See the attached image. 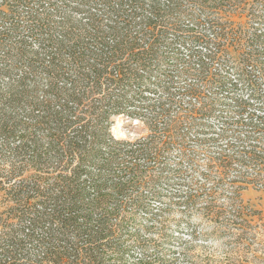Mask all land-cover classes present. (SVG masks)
<instances>
[{
    "label": "trees",
    "instance_id": "obj_1",
    "mask_svg": "<svg viewBox=\"0 0 264 264\" xmlns=\"http://www.w3.org/2000/svg\"><path fill=\"white\" fill-rule=\"evenodd\" d=\"M258 5L264 0H0V264L190 257L176 251L160 186L185 163L198 167L205 151L187 140L202 134L208 114L223 119L218 138L230 128L245 137L209 157L206 171L223 163V178L244 155L252 160L248 142L264 133V29L250 25L264 26ZM235 19L246 26L235 29ZM143 113L148 136H115L116 119ZM206 214L264 264L253 248L264 233L260 212Z\"/></svg>",
    "mask_w": 264,
    "mask_h": 264
},
{
    "label": "rangeland",
    "instance_id": "obj_2",
    "mask_svg": "<svg viewBox=\"0 0 264 264\" xmlns=\"http://www.w3.org/2000/svg\"><path fill=\"white\" fill-rule=\"evenodd\" d=\"M257 8H259L257 13L264 16V7L258 5ZM250 25L259 30L264 29L261 24L252 23ZM243 26H246L244 21L234 20L233 27L235 29H240ZM233 73L230 71V75ZM231 76H229L230 79ZM218 97L221 96L218 95ZM240 97L242 94L237 95L238 99ZM193 104H197V102L194 101ZM206 104H210V100ZM210 115L201 119L205 125L202 134H198L201 132L195 130L189 134V140H187L189 149H194L195 152L205 151L196 155L198 167L192 168L190 164L185 163L184 174L179 178L173 177L170 186L164 183L160 186L166 196L164 203L171 205V210L166 215L168 216L169 229L173 231V235L177 236L174 243L176 251L181 253L184 249L190 250L189 258H185L181 254L177 255L175 264H231L234 260L233 264H254L248 244L243 245L236 241L239 233L225 223L212 222L206 211L214 213L258 211L262 214L260 217L264 218V133L254 135L251 143L248 142L255 146V152L251 156L252 160L244 159L247 156L244 155L243 164H234L229 174L220 178L218 174L222 171L220 164L223 163L217 162L216 166L209 169L212 173L208 172L206 167L210 164L209 157H216L221 148L225 149L229 144L242 145L239 140H244L245 136L242 133L232 132V128H230V135L229 132L226 138H218V134L223 129V119L220 118L219 122L218 119L208 118ZM150 118L148 113L141 114L138 119L120 117L116 119L113 132L117 138L121 139L135 140L146 137L150 133L147 126V121ZM211 137H216L217 141H210ZM204 139H206L205 144H201ZM178 157L179 152L174 149L170 158L172 165L177 163ZM255 171L260 173L258 177L253 176ZM203 173H208L210 176L205 177ZM176 191L187 193L189 198L180 199ZM156 205L159 204L156 203ZM262 230V227L258 230L257 239L259 240L253 243V248L264 251Z\"/></svg>",
    "mask_w": 264,
    "mask_h": 264
}]
</instances>
